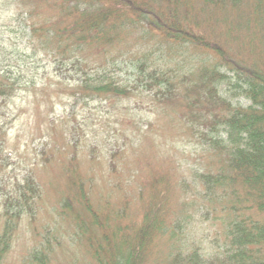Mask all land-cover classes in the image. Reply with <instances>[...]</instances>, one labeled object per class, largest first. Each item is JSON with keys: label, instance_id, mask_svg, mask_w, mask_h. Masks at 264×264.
I'll list each match as a JSON object with an SVG mask.
<instances>
[{"label": "trees", "instance_id": "16d2710c", "mask_svg": "<svg viewBox=\"0 0 264 264\" xmlns=\"http://www.w3.org/2000/svg\"><path fill=\"white\" fill-rule=\"evenodd\" d=\"M30 1L44 4L20 12L29 22L32 57L53 59L58 71L69 72L74 99L115 104L139 95L167 105L182 99L198 145L216 160L178 179L158 170L138 187L133 218L129 198L97 203L94 177L76 154L69 157L59 210L92 264H264V0ZM37 13L46 14L42 23ZM148 36L155 41L148 50L132 53L135 77L121 78L111 49ZM6 58L8 65L0 63V161L7 154L2 118L8 103L36 86ZM224 88L249 103H233ZM40 195L28 173L5 203L0 264ZM52 251L47 237L31 263L51 264Z\"/></svg>", "mask_w": 264, "mask_h": 264}, {"label": "rangeland", "instance_id": "374dc122", "mask_svg": "<svg viewBox=\"0 0 264 264\" xmlns=\"http://www.w3.org/2000/svg\"><path fill=\"white\" fill-rule=\"evenodd\" d=\"M37 5L44 9L38 1L0 0V63L8 65L6 57H10L15 74L22 72L36 81L34 91L21 90L8 103V114L2 118L7 154L0 161V233L5 203L17 196L28 173L36 176L41 191L34 217L24 215L1 264H32V253L42 248L47 237L53 245L51 264H92L74 227L59 210L66 185L63 165L69 157L76 154L86 175L94 177L91 191L97 203L117 205L129 198L133 218L139 215L140 205H136L141 204L138 187L158 170L178 179L189 176L196 165L212 167L216 160L198 145L187 110L181 106L182 99L172 105L139 95L115 104L74 99L68 84L75 80L69 72L58 71L53 59L32 57L29 22L20 12L40 10ZM37 14L35 21L42 23L46 14ZM139 39L121 43L109 53L120 61L116 68L123 79L135 77L136 56L132 53L147 51L148 42H155L150 36ZM193 65L197 69L198 65ZM182 72L184 69H180ZM222 92L235 104L249 103L234 88H224Z\"/></svg>", "mask_w": 264, "mask_h": 264}]
</instances>
